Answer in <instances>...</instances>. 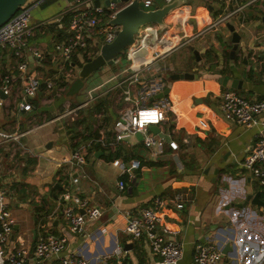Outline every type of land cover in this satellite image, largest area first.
Returning <instances> with one entry per match:
<instances>
[{
	"label": "crops",
	"instance_id": "crops-1",
	"mask_svg": "<svg viewBox=\"0 0 264 264\" xmlns=\"http://www.w3.org/2000/svg\"><path fill=\"white\" fill-rule=\"evenodd\" d=\"M101 1L99 25H106L112 12ZM143 1L138 0L145 8ZM177 2L178 7L166 15L164 26L149 24L141 33L138 30L136 38L141 42L94 72L78 93L69 96L66 92L77 76L78 62L87 57L75 52L77 59L70 62L73 72L67 76L69 65L60 59L55 43L69 35V9L77 0H29L34 34L28 46L37 49L41 57L31 50L21 57L27 61V75L40 82L28 111L17 107L25 84L17 76L18 59L12 50L0 49V75L11 77L9 94L0 97L4 100L0 129L17 135L16 140L0 145V187L14 220L9 245L29 251L26 264H51V259L32 257L37 239L49 233L65 237L64 253L82 256L88 264H116L118 247L130 264H163L146 238L133 239L125 233L126 214L149 205L157 196L177 192L182 193L185 207L177 210L170 205L159 233L164 239L182 242L183 256L178 264H193L197 242L215 243L222 254L220 264H264V206L251 202L257 193L264 201V186L242 165L255 146L259 126L228 121L218 106L221 92L234 89L230 83L235 77L242 81L236 89L240 94L264 97V0ZM166 3L152 0L154 6ZM237 8L228 22L247 50L237 49L231 59V33L226 23L195 35L219 15ZM189 38L182 46L187 48L177 57V43ZM91 40L94 57L101 37L93 35ZM157 47H176L160 62L163 90L169 87L168 95L146 102L148 108H154L159 100L165 101L164 117L155 134L164 143L160 152L145 148L136 134L116 140L113 131L119 111L138 100V84L128 77ZM180 73L191 78H171ZM224 76H228L225 85L220 80ZM47 82L53 84L52 89ZM116 94L113 104L110 96ZM200 119L207 127L199 124ZM172 141L176 148L170 147ZM77 149L85 150L80 166L68 162ZM115 159L126 165L137 159L140 166L131 174L123 173L112 164ZM74 177L77 182L72 181ZM120 180L125 183L123 189L118 187ZM75 197L85 206L75 202ZM66 206L80 213L86 207H98L101 213L86 219L82 231L75 233L63 215ZM164 224L178 228V236L165 234ZM225 244L230 248L223 253Z\"/></svg>",
	"mask_w": 264,
	"mask_h": 264
},
{
	"label": "built area",
	"instance_id": "built-area-1",
	"mask_svg": "<svg viewBox=\"0 0 264 264\" xmlns=\"http://www.w3.org/2000/svg\"><path fill=\"white\" fill-rule=\"evenodd\" d=\"M165 1L170 2L171 0ZM143 5L145 8L151 7L153 5L152 0H144ZM239 9L226 11L219 15L213 23L203 27L195 36L201 35L210 28L227 23ZM30 11L31 4L28 0L6 23L0 26V49L13 51L18 59L17 76L25 81L23 96H20L17 104L19 110L24 111L32 109L30 99L36 95L40 87L37 77L27 75V61L21 60V57H25L24 54L28 50H31L35 57H41L37 49H31L28 46V39L34 34V29L30 25ZM102 11V7L95 6L94 0H77V3L69 9L71 14L69 35L66 39L55 43V50L60 59L69 65L66 70L67 76H71L73 72L70 62L75 52H80L87 58L92 57L90 48L93 35L101 37L100 44L109 43L115 38L117 28L108 24L99 25L98 14ZM137 33H139L138 29ZM190 40L189 38L177 43V49L186 45ZM174 48L164 50L158 47L154 48L151 57L145 58L141 65L128 77L129 81L138 84V100L133 101L119 111L113 125L116 140L134 136L139 132L143 136L142 143L145 148L157 152H160L163 148V140L151 133L148 130V125L150 123L157 125L163 119L164 112L162 108L165 107V101L159 100L157 107L154 108H148L146 102L163 90L165 82L163 81L160 62ZM9 79L11 77H8V75L4 77L0 75V91L2 90L6 95L10 92ZM46 85L49 89H52L53 84L51 82H47ZM2 105H4V100L0 99V106ZM218 106L223 117L228 121L243 125L257 124L259 126L255 146L245 157L242 165L264 186V97L252 99L240 94L236 89H227L221 92ZM199 124L202 127H207L206 121L202 119H200ZM16 139L17 135L15 133L0 129V145ZM169 145L176 148L173 141ZM84 153L85 150L83 149L75 150L68 162L80 166L84 162ZM111 162L127 174H131L133 170L140 166L137 159H131L128 165L118 159ZM77 180V177L72 178L73 182H77ZM124 186V181H118L120 189H123ZM74 200L80 203L81 206H85L84 201L80 198L75 197ZM170 205L177 210L184 209L185 203L182 193L177 192L168 197L157 196L149 205L129 211L126 214L124 231L133 239L146 238L152 251L161 257L163 264H178L183 256L182 242L178 238L164 239L159 233V225L164 223L165 213ZM100 213L98 207H86L83 213L76 211L72 206H66L63 209V215L69 224V230L75 233L82 231L86 219L97 218ZM13 225L14 220L6 203L5 191L0 187V264H26L29 259V251L26 248L21 246L10 247L9 245ZM162 231L173 237L178 236L180 233L178 228L169 227L167 224L162 226ZM65 247V237L49 233L37 239L32 250V257L38 260L51 259V264H88L82 256L73 253L65 254ZM221 256V251L215 243L197 242L193 247L192 262L193 264H220ZM115 262L116 264H130L125 259V251L122 248L118 247L116 249Z\"/></svg>",
	"mask_w": 264,
	"mask_h": 264
},
{
	"label": "water",
	"instance_id": "water-1",
	"mask_svg": "<svg viewBox=\"0 0 264 264\" xmlns=\"http://www.w3.org/2000/svg\"><path fill=\"white\" fill-rule=\"evenodd\" d=\"M27 1L28 0H0V26L6 23ZM101 3V0H94V4L97 7H100ZM103 4L106 10L112 12L110 13L111 17H109L107 24L117 28L115 31V38L109 43L101 44L99 53L81 64L76 78L70 83L66 92L69 96L78 93L83 87L85 80L94 72L105 65H111L116 56L122 54L130 46L137 45L140 42V39L136 38L139 26L149 24L164 26L166 15L179 5L177 0H172L161 7L152 5L153 7H151V9L141 7L138 0H104ZM226 27L231 33L230 43L232 46L230 49V57L232 59L235 56L237 49L240 48L241 51L246 52L247 48L245 43L240 41V35L235 31L234 26L227 22ZM190 48L192 49L193 54L198 57L197 50L193 47ZM247 63L248 58H245L244 64L247 65ZM184 77L191 78V75L187 73L171 75V78L174 79ZM220 80H223L225 85L228 81V76H224ZM241 85L242 81L238 78L235 77L231 80L230 86L232 88L240 89ZM168 92L169 87H165L163 91L155 94L150 100L166 97ZM5 96L6 94L1 90L0 97L5 98ZM202 100L203 99H198V102H201ZM204 101H207V98H205ZM148 129L153 134L159 132L157 125L154 123H150ZM136 136L139 137V139H142L141 133H136ZM251 202L264 206V201L258 199V193L251 197ZM246 203L247 202L244 204ZM229 246V244H225L222 252L226 253V250L230 248Z\"/></svg>",
	"mask_w": 264,
	"mask_h": 264
},
{
	"label": "rangeland",
	"instance_id": "rangeland-1",
	"mask_svg": "<svg viewBox=\"0 0 264 264\" xmlns=\"http://www.w3.org/2000/svg\"><path fill=\"white\" fill-rule=\"evenodd\" d=\"M145 26L144 25H141V26H139V28H138V30L139 31H141L143 28H144ZM204 34H206V32H204V33H202L201 34V36L202 35H204ZM194 43V42H193ZM192 43V44H193ZM192 44H190L189 46L190 47H193V46H191ZM185 47L187 48V46H184V47H182V48H179L178 50H177V57L178 56H180L179 54H182L183 53V51L185 50ZM178 70V69H177ZM111 97V99H113V104L116 102V98H117V94L116 95H113V96H110ZM112 104V106L114 107V105ZM71 108V107H70ZM70 108H68V110L70 109ZM71 115L69 114L67 117H70ZM75 117V116H74Z\"/></svg>",
	"mask_w": 264,
	"mask_h": 264
},
{
	"label": "trees",
	"instance_id": "trees-1",
	"mask_svg": "<svg viewBox=\"0 0 264 264\" xmlns=\"http://www.w3.org/2000/svg\"><path fill=\"white\" fill-rule=\"evenodd\" d=\"M68 18H69V17L66 15V19H67V20H68ZM66 23H67V22H66ZM67 35H68V34H67ZM79 53H80V52H79ZM74 58L77 59V58H76V55H73V59H72V60H75ZM83 60H84V61H87V60H89V58H86V59L84 58ZM77 62H78V61H77ZM67 64H68V63H67ZM81 64H82V61H81V62H78V65L81 66Z\"/></svg>",
	"mask_w": 264,
	"mask_h": 264
}]
</instances>
